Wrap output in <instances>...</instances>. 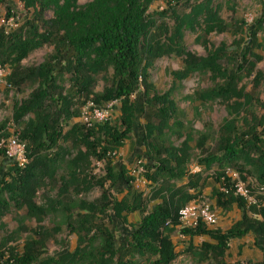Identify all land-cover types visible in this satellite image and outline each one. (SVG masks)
Listing matches in <instances>:
<instances>
[{
	"label": "trees",
	"instance_id": "trees-1",
	"mask_svg": "<svg viewBox=\"0 0 264 264\" xmlns=\"http://www.w3.org/2000/svg\"><path fill=\"white\" fill-rule=\"evenodd\" d=\"M19 1L28 17L10 32L0 28V67L9 69L5 78L8 86L20 90L28 83L32 88L25 98L13 103L11 111L17 127L14 134L25 144L27 164L23 168L10 164L0 151V159L8 165L0 175V227L5 214L23 210L13 234H29L18 248L7 247L11 236L0 239V264H171L177 257L170 240L178 227L177 212L200 195V175L190 176L186 169L189 142L203 153L196 160L197 166L202 170L213 165L218 168L211 189L213 206L224 212L234 206L241 219L264 236V207L259 203L247 205L234 196L224 174L231 169L242 181L250 178L258 188L248 185L250 194L256 202L264 200V194L259 195L264 193V98L255 93L262 74L255 72L250 93L238 87L264 59V13L246 25L242 20L223 21L219 7L212 6L213 0H162L165 8L150 14L148 7L156 0H87L84 4H79L81 0ZM7 3L0 0L6 18L11 11ZM178 7L188 11H178ZM46 13L50 17L45 18ZM154 16L162 20L159 26ZM168 17L171 27L163 22ZM195 29L203 36L225 33L243 38L233 41L235 48L229 51L221 43L205 57H197L182 41L185 30ZM43 46L52 49L45 60L33 67L20 65ZM171 55L182 62L180 70L170 73L173 85L193 74H209L212 81L217 80L213 88L198 95L203 102L220 100L226 105L228 117L215 139L204 133L193 139L171 97L172 88L160 94L150 83L149 69L154 61ZM225 60L230 67L224 66ZM99 76L103 84L95 92ZM65 77L68 90L61 86ZM135 98L141 101L139 110ZM79 99L81 104L90 101L98 108L118 102L119 116L111 122L90 127L72 124L65 129L78 116L75 102ZM253 107L260 111L259 116ZM137 110L145 122L139 144L146 159L143 175L154 187L150 200H159L148 212L141 193L132 187L134 178L127 176L120 164L117 170L111 162V154L130 139ZM6 136L0 134V138ZM172 137L182 139L179 146L169 141ZM207 140L212 145L203 150ZM90 160L103 163V175L89 172ZM183 180L184 184L176 185ZM46 184L55 194L50 197L45 193L42 202L36 203V194ZM94 189L99 190V197L87 201L86 195ZM135 212L141 215L138 223L122 238H115L113 221L126 224V216ZM248 213L258 219L248 217ZM47 217L55 221L50 230L39 225L32 230L22 226L23 220L38 224ZM62 227L75 236L73 250L47 255V240ZM179 233L188 240L207 237L212 242H202L198 248L188 244L185 251L191 256L200 262L208 259L213 264H225L222 259L227 243L248 232L242 221H237L224 232L198 224L180 228ZM258 248L264 251L263 246ZM254 264H264V259Z\"/></svg>",
	"mask_w": 264,
	"mask_h": 264
},
{
	"label": "rangeland",
	"instance_id": "rangeland-1",
	"mask_svg": "<svg viewBox=\"0 0 264 264\" xmlns=\"http://www.w3.org/2000/svg\"><path fill=\"white\" fill-rule=\"evenodd\" d=\"M87 0L79 1V4H84ZM10 6V16L5 17L6 11L4 6L0 5V28L4 32H10L17 27H19L24 19L28 17V14L23 9L22 4L19 0H8L7 3ZM213 7H219L218 15L225 21L232 23L233 21L242 20L246 25H250L254 19L259 17L264 13V0H213ZM165 8V3L162 0H156L151 3L148 7L147 12L155 13L160 12ZM185 8V9H182ZM178 11H188L186 7H178ZM45 18L50 17V13L44 15ZM155 19L156 25L162 22L157 16L153 17ZM2 20V21H1ZM163 22L167 27H171L172 21L168 17ZM235 36V35H234ZM232 34H216L211 33L207 36H203L202 32L199 29L191 32L185 30L183 33V45L184 48L194 54L197 57H205L207 52L217 48L223 43L229 51L233 46V41L243 38V36L237 35L234 37ZM201 37L198 42L196 38ZM234 37V38H233ZM246 39V38H245ZM205 41L204 44L202 43ZM52 49L50 46H43L37 50L31 52L25 59L21 61V66L23 68L33 67L40 64L45 58L50 55ZM260 57L263 54L260 51H255ZM224 66L230 67L229 61L225 60ZM182 67L181 58L171 56H165L154 61L152 67L149 69V81L153 85L157 93H164L167 90L172 88L171 97L180 111V117L183 123H187L186 126L192 131L193 139H196L198 133L208 134L210 138H216V133L223 122L224 119L228 117L226 111V105L220 100L203 102L198 98L203 91L211 89L217 82V80L212 81L209 74H193L190 75L185 80H182L179 84H172L171 72L178 71ZM0 73V125H3V129L0 130V134L6 133L8 137L11 133H14L17 130L16 125L11 120V111L12 106L15 101H19L22 98H25L27 93L32 89L28 83H23V86L20 87V90H17V87L8 86L6 84L5 78L9 75L8 67L1 66ZM255 72H260L262 74V80L260 85L256 88L255 93L259 96L260 99L264 98V59L255 64L253 73L250 76H244L242 80L238 83V87H242L244 93H250L252 86V79ZM107 76H110L108 72ZM67 77L64 78L62 83V88L64 90L69 89V82ZM96 86L94 91L98 92L102 88L103 82L100 80V76L96 77ZM9 89V90H8ZM136 97V96H135ZM81 99L75 102L78 107V116L71 119L66 128L67 129L72 124H81L80 113L84 107V104H81ZM136 108L141 109V101L138 98H135ZM232 102V101H231ZM231 102L229 104H231ZM118 102L112 103V105L106 109L107 110V121L110 122L115 120L119 116ZM104 109V107H99ZM135 115L132 134L130 139L124 141L122 147L118 149L116 153L111 154V162L114 165L115 169L118 170V165L122 166L126 171L127 176L134 175V180L132 181V187L136 192H140L142 199L144 200L145 210L148 212L151 207L157 203L159 200H150L153 185L145 178V176L136 174L138 167H142L146 163V159L142 156L143 147L140 144V136L142 134V125L145 123L141 118L142 112L140 111ZM254 113L259 116L260 111L257 107H253ZM154 123L156 119L154 118ZM94 123V122H92ZM2 137V138H6ZM172 144L177 147L180 145L182 139L175 140L174 137L169 139ZM212 145L211 140H207L203 150H208ZM189 162L186 165L188 175L199 174L200 180L198 185H200V195L196 196L195 199L204 200L213 205V200L211 199V189L215 185L213 182L214 173L218 171L216 165L211 166L208 170H202L196 164V160L203 155L200 150L195 148L194 142H189ZM140 156L139 158L137 156ZM8 167L5 164V161L0 159V175L4 172L5 168ZM103 163L95 160H90L89 172L92 175L101 176L103 175ZM231 170V169H228ZM61 172H58V175ZM136 177V178H135ZM248 177H251L248 175ZM141 178V179H139ZM194 178H192L193 180ZM250 179V178H247ZM142 181L144 183H142ZM186 180L182 182H177V186L184 184ZM42 190L38 191L35 196L36 203L42 202V196L45 193H48V196L53 197L55 190H52L50 184ZM188 193H193L192 190H187ZM113 196L114 193L111 192ZM260 193L259 195H263ZM100 192L98 189L92 190L85 199L87 201H92L98 198ZM117 198L121 195H116ZM255 199V198H254ZM256 201V199H255ZM259 203L260 207H264V200H261ZM214 207V206H213ZM217 217L216 223L214 226L209 229H218L221 232L226 231L237 221H242V227L247 229V234L241 239L232 240L227 243L226 249L224 251L223 262L225 264H254L260 262L264 259V251H261L258 246L264 247V236H262L256 227L252 223H248L246 219H241V213L234 206L230 211L224 212L217 208L214 210ZM24 214V211L18 212H9L1 218L2 226L0 227V239H5L8 236H11L10 242L7 244V247H20L24 239L28 237L27 231H20L15 234L13 232L17 228V218H21ZM140 216L138 212L128 214L126 216V224L118 223L113 221V233L115 238L120 239L128 230L130 226L138 223ZM248 217L252 219H258L257 216L248 213ZM57 221V220H56ZM53 222L51 217L43 219L40 223H35L34 221L23 220L22 226L26 229L32 230L36 228L37 225L46 228L47 230L52 229ZM179 227H177L170 235L171 243L174 246V251L177 253L176 259L171 264H213L212 261L208 259L199 261L197 257L191 256L186 252L188 244H191L193 247L198 248L202 242L212 243L207 237H193L188 240L186 237L181 236L179 233ZM75 236L70 234L65 228H60L58 232L54 233L53 236L47 240L45 244V251L47 255H54L62 251H72L75 246ZM135 258H137L135 256Z\"/></svg>",
	"mask_w": 264,
	"mask_h": 264
},
{
	"label": "built area",
	"instance_id": "built-area-1",
	"mask_svg": "<svg viewBox=\"0 0 264 264\" xmlns=\"http://www.w3.org/2000/svg\"><path fill=\"white\" fill-rule=\"evenodd\" d=\"M111 105L112 103H109L104 109H101L96 107L90 101L85 102L80 113L81 124L85 127H90V125L94 123H102L106 121V109H108ZM0 151L3 153V159L10 164H13L19 168H23L27 164L25 144L22 141H19L14 133H11L6 138H0ZM143 173V168L138 167L136 170L137 176L142 175ZM224 174L228 179V189L232 190V194L234 196L241 198L247 205L257 204L254 197L250 194V191L247 188L249 185L252 189H258L252 180L246 179L245 181H242L238 174L232 170H226ZM131 176L134 177L133 174ZM142 183L144 182L142 181ZM259 190H262V188H259ZM221 191L226 193V189L224 188H221ZM214 210L215 208L211 203L200 199H194L185 204L177 212L178 227L194 228L198 224H203L205 227L210 228L215 225L217 219Z\"/></svg>",
	"mask_w": 264,
	"mask_h": 264
},
{
	"label": "clouds",
	"instance_id": "clouds-1",
	"mask_svg": "<svg viewBox=\"0 0 264 264\" xmlns=\"http://www.w3.org/2000/svg\"><path fill=\"white\" fill-rule=\"evenodd\" d=\"M215 208V207H214Z\"/></svg>",
	"mask_w": 264,
	"mask_h": 264
}]
</instances>
